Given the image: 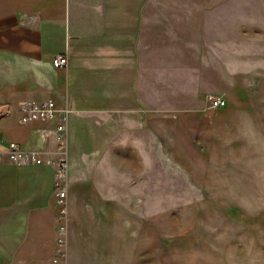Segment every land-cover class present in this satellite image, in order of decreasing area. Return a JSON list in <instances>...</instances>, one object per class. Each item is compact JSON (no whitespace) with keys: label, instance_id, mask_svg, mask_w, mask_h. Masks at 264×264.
<instances>
[{"label":"crops","instance_id":"0c3cea01","mask_svg":"<svg viewBox=\"0 0 264 264\" xmlns=\"http://www.w3.org/2000/svg\"><path fill=\"white\" fill-rule=\"evenodd\" d=\"M58 53L67 65L54 68ZM261 66L264 0H0V264H51L55 246L53 166L4 152L14 142L56 158V120L21 123L19 102L50 99L69 110L68 161L75 151L132 154L143 151L149 122L153 135L156 112L198 110V74ZM124 136L126 147L107 146ZM67 179L60 264H80L94 248L85 233L99 195L70 162Z\"/></svg>","mask_w":264,"mask_h":264},{"label":"rangeland","instance_id":"374dc122","mask_svg":"<svg viewBox=\"0 0 264 264\" xmlns=\"http://www.w3.org/2000/svg\"><path fill=\"white\" fill-rule=\"evenodd\" d=\"M198 76V110L156 112L143 151L69 155L99 195L80 264H264V71Z\"/></svg>","mask_w":264,"mask_h":264},{"label":"built area","instance_id":"2783aa9c","mask_svg":"<svg viewBox=\"0 0 264 264\" xmlns=\"http://www.w3.org/2000/svg\"><path fill=\"white\" fill-rule=\"evenodd\" d=\"M51 64L54 68L64 67L67 65V56L58 53L53 56ZM208 109H216L223 107L225 101L222 97L214 94H206L204 97ZM19 122L28 123L32 121H50L56 120L55 139L58 143L59 155L56 158L43 156L37 151L22 150L14 142H10L6 146L5 156L13 162H33L35 164L52 165L54 168V204L56 207V236L55 246L51 264H60L66 256L67 250V223H68V206L66 199V190L68 186V159L66 152V123L69 110L66 108H58L50 99L41 102L35 100H23L18 104ZM2 152H0V159Z\"/></svg>","mask_w":264,"mask_h":264}]
</instances>
